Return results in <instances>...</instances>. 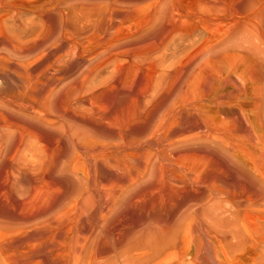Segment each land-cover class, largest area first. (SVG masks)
Listing matches in <instances>:
<instances>
[{
	"label": "rangeland",
	"instance_id": "374dc122",
	"mask_svg": "<svg viewBox=\"0 0 264 264\" xmlns=\"http://www.w3.org/2000/svg\"><path fill=\"white\" fill-rule=\"evenodd\" d=\"M76 6L78 11L81 9V11L94 14L89 18L90 22L86 21L85 23V20H82L84 22L77 23L74 21L77 23L76 25L80 23L78 27H75L78 30L71 29L74 26L69 18V12L77 11ZM70 7L73 8L72 11ZM263 14L264 0H60V2L59 0H0V54L9 53L13 59L15 58L13 66H6L5 70L0 67V120L2 121L0 123V195L4 193L0 197V222L9 220L15 214V210L18 208L15 200L25 196L29 197L34 191H42L44 206L47 207V205H65L66 202L74 199L76 193L79 194L83 187L86 188L89 181L87 173L83 170H74L75 159L77 156L79 157L77 153L79 147L82 146L81 143L84 142V145L90 142L93 145L98 144L96 146L105 151L107 147H110L107 153L112 158L126 159H128L130 150L142 147L147 143L149 138L146 136H152V128H154L152 124H155L161 113L163 114L171 103L190 64L191 51L188 54L182 53L184 51L182 48L185 47L184 45L181 47L180 44L182 36L189 34L199 39L201 37L205 39L209 34L211 36L212 34L228 33V31L234 34L237 29L239 31L236 34L247 32V30L255 33L257 28L260 33H256L259 35L264 33V22L263 24L261 22L264 21ZM242 23L244 26L246 25L243 27L244 29H240L243 26ZM255 24L257 27L254 28ZM247 25L249 28L252 27V30L248 29ZM81 28L84 29L80 31ZM183 30L185 33L182 32ZM191 32L192 34H190ZM168 35L169 37H167ZM262 37L264 38V36ZM153 48L155 49L153 50ZM111 49L112 54H110ZM16 50H18L17 54ZM169 52H171L170 55ZM179 55L183 57L179 59ZM163 59L164 62L166 60L165 64ZM172 62L177 65L182 63L183 66H181L182 64L177 66L175 63L172 65ZM185 64H187L186 69L180 71L185 68ZM19 65L20 68L32 71L28 72L34 76L30 82H35L33 85H37L36 88L30 86L32 85L30 82L25 83L24 77L26 75L28 77V74H25L27 71L23 73V69H20ZM14 66L15 68H13ZM7 67H11L13 70ZM33 70H37L35 72L38 73H33ZM21 71L25 76L21 75ZM40 71L41 75H38ZM148 87L150 88L148 89ZM263 89L264 85L261 90L263 91ZM262 91H260L261 111L264 109V91ZM167 93L171 94L167 96ZM16 94L21 97L15 96ZM262 97L263 99H261ZM263 114L264 110L262 112L264 119ZM44 116L46 119L43 118ZM5 121L8 122V125ZM147 128L148 130H146ZM117 141H123L122 145L121 143L119 145ZM110 142L113 143L109 145ZM194 144L195 146H193ZM194 144L184 148L183 153L188 156L187 161H190L189 163L195 167L192 172L182 171L183 167L181 169L176 163L178 159L176 152L175 159L173 158L171 163L174 165L172 170L161 172L160 168L151 169L155 171L151 172L150 170L149 176L146 175L140 179L141 182L138 185L123 192L121 198L119 197L115 201L109 216H106L98 225L95 222V216L101 214V198L98 196V191V193L94 191L95 195L92 192L93 199L89 200L86 207L83 208L87 218L91 217L89 220L92 219L91 222L96 225L98 232L93 235L94 237L92 236L94 239L91 237L92 240L90 239L91 241L88 242V247L86 246L90 252H88L89 256L98 254L99 256L96 257L104 258L106 256L117 260L119 255L132 247L136 236L140 241L141 249L149 250L154 245L148 241V238H152L154 233L159 234L161 228H169L179 222V214L181 215L180 212L185 208V205L201 202L208 196L211 186L219 187L218 190H222L221 194L225 198L231 196L232 199L241 200L251 197L252 201L256 203V207H252V210H249L250 213L254 212L256 215L264 216V185L254 179L248 170L237 166L238 164L230 159L223 148L212 143L197 142ZM120 151L122 153H119ZM54 158L57 159L54 160ZM181 158L182 156L178 160L180 164ZM80 160L83 161V159ZM107 160H109L107 156H104L102 161H97L98 165L95 170L90 171L92 174L89 175L92 178L91 184H95L96 188L109 187L111 180L128 174L127 168H119L120 166H115L113 160H109V163ZM182 165L184 166V164ZM156 167L158 168V165ZM154 172L158 176L157 179ZM152 173L153 175H151ZM47 174L48 176H45ZM167 174L171 181H168ZM189 175L192 179L195 178L193 182H185L186 178V180L190 179ZM171 182L175 184L173 185ZM194 182H197V185L190 184ZM179 184L182 186L176 187ZM8 192L13 193L10 194L12 197L6 196ZM27 192L30 194L28 195ZM204 194L207 196L204 197ZM31 227V231H36L41 230L42 226L37 224ZM246 252L249 254H241L243 259L241 255V257L239 256L240 264L251 263L254 250L249 249L244 253ZM102 255L104 256L102 257ZM246 256L251 257L248 259Z\"/></svg>",
	"mask_w": 264,
	"mask_h": 264
},
{
	"label": "bare ground",
	"instance_id": "6f19581e",
	"mask_svg": "<svg viewBox=\"0 0 264 264\" xmlns=\"http://www.w3.org/2000/svg\"><path fill=\"white\" fill-rule=\"evenodd\" d=\"M59 2H60V0H59ZM71 6L73 7V5H71ZM72 7H70L71 11L73 9ZM75 9L77 11H75ZM75 9H74L75 12H72V13L69 12V18H70V20H72L71 22H72V25L74 26V27H71V29L78 27L80 25V23L78 25H76V24L82 20H85V23H86V21L90 22L88 20L92 15V12L87 13V12L81 11V9H80V11H78L77 6L75 7ZM89 13H91V14L89 15ZM259 14H260V12H259ZM3 17H5V16H3ZM101 17H102V15H101ZM174 18H176V16H174ZM66 19H68V18H66ZM247 19H248V17H247ZM185 20H187V19H185ZM74 21H76L77 23ZM82 22H84V21H82ZM181 22H182V20H181ZM250 22H252V21H250ZM261 22L263 24L264 21H261ZM97 23H99V22H97ZM184 23H186V22H184ZM181 25H183V24H181ZM242 25H243V23H242ZM242 25H239V26L241 27ZM248 25L251 26L250 24H248ZM248 25H247V27H248ZM263 25H261V26L263 27ZM179 27H181V26H179ZM185 27H186V25H185ZM243 27H246V25L245 26L243 25L242 28H240V29H244ZM255 27H257L256 24H255L254 28ZM84 28H81L80 31L83 30ZM230 28H232V27H230ZM250 28L252 30V27H250ZM250 28L248 27V29H250ZM259 28H260V26H259ZM257 29H256L255 33L252 31H248L246 29L247 32H244V33L241 32V34H239V33L236 34L239 31V29H237L236 30L237 32L234 34L229 33V31H228V33L212 34L211 36H209L210 35L209 34L208 37H206L205 39L203 37H201L203 39H201V38L199 39V38H197L193 35H189V34L182 36L181 37L182 41H180V44H181V47L183 45L185 46L184 48H182V49H184V51L182 53L188 54L191 51V58L189 59L190 64L188 63L189 66L187 67V69H186L187 64H185V68L180 69V71L183 69H186L184 79H183L181 85L178 87L173 99L171 98L172 101L169 104V106L165 109L164 112L162 111L163 114L161 113V115L155 121V124H152V125H154V128H152L153 129L152 136L147 137L145 135L146 138H149L147 140V143L146 144L144 143L145 145L142 147L130 150L129 153L127 152L128 156L127 155L126 156L128 157V159L121 158V157L120 158H117V157L112 158L111 155L107 153V151L110 147L109 148L107 147V150L105 151L104 149L96 146L98 144L93 145V143L91 144V142L88 144L86 143L85 145L83 142V143H81L82 144L81 147H79V145H78V147L80 148L78 153H77L79 155V157L77 156L75 159L74 164L76 166H75L74 170H77V171L83 170L87 173V175H88L87 178L89 181L87 180L88 183H87L86 188H84L81 185V188L82 187L83 188L81 189V191H79V194L76 193L77 195L74 197V199L72 198L71 200L66 202L65 205H61V204H58L57 206L56 205H54V206L47 205V207H45L44 206L45 201H44V198L41 196V194H42L41 190L34 191L31 195H29L30 192L29 193L27 192L29 197H26V196L23 197L22 196L23 198H21V199L19 198V200H15V203L18 206V208L15 210V214L12 217H10L9 220H5V221L0 222V264H240L239 260L241 261V258L243 259V256L241 254L242 253H243V255L247 254L249 251L246 253H244V252L249 250V249L254 250L253 258H251L252 259L251 263H247V262H249V260H247L245 258L247 260L246 263L247 264H264V216H261V215L259 216V214L256 215V214H254L253 211H252L253 214L250 213L251 211H249V210H252V207H256V203L254 201H252L251 197H247L245 199L243 198L241 200L232 199L231 196H230V198H228V197L225 198L221 194L222 190H218L219 187L218 188H214V186L209 187L210 189H209L208 196L206 195L207 196L206 197L204 194V197H206V198L204 199L202 197L204 200L202 199V201L200 200L201 202H194L193 204L185 205V208L181 210L182 212H180L181 215L179 214V217H178L179 222H177L174 225L169 226V228H167V227L161 228L159 230V231H161L159 234H155V233L152 234V238L149 237L148 241L153 243L154 247H151L149 250L144 248L147 251L144 249H141L140 241H139L138 237L136 236L132 247L127 252L124 251L121 255H119L117 257V260H115L111 257L110 258L106 257V256L104 258L96 257L98 254H96L95 256H92L93 254L91 256H89L90 255V254H88L89 250H87L86 246L88 247V245H87L88 242H90L92 240L91 237L97 232V227L94 223L91 222L92 219H91V221L89 220L91 217H89V219L87 218V214L84 211L85 209H83L84 207H86L87 202L89 200L93 199L92 197L95 195L94 191H96V193L99 192L98 196H100V198H101V200H100L101 201V203H100L101 204V210H100L101 214L100 215L98 214L95 216V218H96L95 222L98 225L101 221H103L106 218V216H109V214L112 212L115 201H117V199L123 194V192L128 188L130 189L131 187L138 185V183L141 182L140 179H143L146 175H148L151 169L156 168V170H157L160 168L161 172H166L168 170L169 171L172 170L174 168V165H172L171 163L173 161V158H174L176 152H177V158H178L176 163H178V166L181 169L183 167V169H184V170H182L183 172L185 170L192 172L195 169V167H193L189 163L190 161H187L188 156L184 155L183 153L185 151L184 148H186L188 145L190 146V144L193 145L194 143H197V142L212 143V144H216L217 147L219 146V148L220 147L223 148L224 152L230 157V159H232L234 163L238 164L237 166L243 168V170L244 169L248 170L254 179L259 181L261 183V185H264V119L262 117V112L264 109L262 111L260 109L261 103H262V102L260 103V91H262L261 89L264 85V38L262 37L264 35H261V34H264V33L262 32L261 34L258 35L256 33V32H258ZM76 30H78V29H76ZM184 30L182 32L185 33ZM169 32H171V31H169ZM173 32H175V31L173 30ZM187 33H189V32H187ZM207 33H209V32H207ZM258 33H260V32H258ZM190 34H192V32ZM200 36H201V34H200ZM167 37H169V35ZM69 39H71V38H69ZM85 42H87V41H85ZM195 42H198V43H195ZM165 43H166V41H165ZM161 46H163V45H161ZM15 48H17V47H15ZM154 49L155 48H153V50ZM17 51L18 50L15 51L16 54H17ZM9 52L11 53L13 51H9ZM15 52H14V54H15ZM19 53H21L20 50H19ZM39 53H40V51H39ZM112 53L113 52L111 49L110 54H112ZM170 53L171 52H169V55H170ZM78 54H79V52H78ZM119 54H120V52H119ZM184 54H182V55H184ZM48 55H50V54H48ZM174 55H176V54H174ZM31 57L32 56L30 55V59H31ZM166 57H167V55H166ZM179 57H180V55H179ZM182 57H180L179 59H181ZM184 57H185V55H184ZM189 57H190V55H189ZM48 58H50V57H48ZM164 58H165V56H164ZM175 58H176V56H175ZM14 59L10 56L9 53L8 54L7 53L6 54H0V67H2L3 69L4 68L6 69V66L12 65V63L14 62ZM20 60H21V58H20ZM23 60H24V58H23ZM177 61H178V59H177ZM177 61H175V62H177ZM163 62H164V59H163ZM165 62H166V60H165ZM165 62H164V64H165ZM175 62H172V65H174ZM181 64L182 63H180L178 65H181ZM22 65H21V67H22ZM41 65H43V64H41ZM15 66L13 68H15ZM181 66H183V64ZM23 67H24V65H23ZM23 67L20 68V65H19V68L23 69V73H24L27 70ZM7 68H9V67H7ZM9 69H8V71H10L12 68L10 70ZM35 69H37V68H35ZM123 70H124V68H123ZM33 71H34L33 73H35V74L38 73V72L37 73L35 72L37 70H33ZM41 71L39 72L38 75H41L40 74ZM28 72L31 73L32 71H27V73H25V74H28V77H26L27 75L26 76L23 75L22 71L20 72V73H22L21 75L25 76L24 78L27 81L26 82L25 80H23V81H25V83H29L30 81H32L34 79L33 74L31 75ZM42 72H44V71H42ZM181 74H182V72H181ZM42 75H43V73H42ZM85 76L87 77L86 74H85ZM20 77H22V76H20ZM43 77H44V75H43ZM58 80H60V79H58ZM35 81H36V79H35ZM30 83H32V82H30ZM34 83H32V85H30V86H33V88L35 86V85H33ZM106 85H107V83H106ZM36 86H35V88H36ZM173 86L177 87L175 85H173ZM149 88L150 87H148V89ZM20 89H21V87H20ZM145 90H147V89H145ZM263 91H264V89H263ZM46 93H47V91H46ZM170 94H168L167 96H169ZM23 95H25V94H23ZM29 95H30V93H29ZM159 95H161V94L159 93ZM15 96H18V95L16 94ZM147 97H148V95H147ZM171 97H172V95H171ZM91 98H93V97H91ZM161 98H162V96H161ZM68 99H70V98H68ZM261 99H263V97ZM14 101H16V100H14ZM263 103H264V101H263ZM141 108H142V106H141ZM147 108H148V106H147ZM119 109H120V107H119ZM3 110H4V108H3ZM44 110H46V109H44ZM112 110H111V112H112ZM107 111H109V110L107 109ZM138 113H140V112H138ZM30 115H32V114H30ZM96 115H98V114H96ZM107 115H108V113H107ZM43 118H45V116ZM151 118H153V117H151ZM104 119H105V117H104ZM141 119H143V118H141ZM0 123H2V121ZM5 123H6V121H5ZM7 123H6V125H8ZM9 126H11V125H9ZM146 130H148V128ZM131 134H132V132H131ZM117 135H119V134H117ZM148 135H150V134L148 133ZM87 137H89V136H87ZM100 137H101V135H100ZM119 137L121 139V136H119ZM123 137L125 138L124 135H123ZM91 141H92V138H91ZM126 142H128V141H126ZM20 143H21V141H20ZM96 143H99V142H96ZM112 143L110 142L109 145ZM120 143L122 145L123 141L118 142L119 145H120ZM124 144H125V142H124ZM101 145H103V144H101ZM119 145H116V146H119ZM127 146H128V143H127ZM193 146H195V144ZM206 147H208V146H206ZM191 148L193 149L192 146H191ZM201 148H204V147H201ZM123 149H125V148H123ZM8 150H10V149H8ZM189 151H190V148H189ZM10 152H12V151H10ZM117 153H118V151H117ZM119 153H122V152L120 151ZM111 154H114V153H111ZM123 154H124V152H123ZM49 156H50V154H49ZM104 156H107V159H109V160H113V163H115V166L117 165L118 167L120 166L119 168H122V167L127 168L128 170L127 169L126 170L128 171V174L126 176L122 175V176L118 177L117 179L111 180V186H109V187L104 186V187L96 188L95 184L94 185L91 184L92 178L89 177V175H92V174H90V171L95 170L96 166L98 165L97 161L98 160L102 161ZM120 156H122V155L120 154ZM181 156H182V158H181V161H180L181 164H180L178 162V160L180 159ZM59 157H60V155H59ZM59 157H57V158H59ZM118 157H119V155H118ZM57 158H54V160ZM80 159H83V161L85 163ZM109 160H107L108 163H109ZM104 161L105 160H103V162ZM99 163H101V162H99ZM111 164H112V162H111ZM182 164H184V166ZM105 165H107V164H105ZM155 165L156 166L158 165V168ZM118 167H116V168H118ZM44 170H43V172H44ZM121 170H124V169H121ZM152 171H155V170H151V172ZM200 173H202L201 170H200ZM151 175H153V173ZM154 175L156 176L157 174H155V172H154ZM45 176H48V174ZM168 176H169V174H167V177ZM172 176H173V174H172ZM189 176H190V179L188 178L189 180H186L187 179L186 178L185 182L186 181H190V182L194 181L193 179H195V178L192 176L193 177V179H192L191 175H189ZM84 178H86V177L84 176ZM155 178L157 179L158 176H156ZM155 178H153V179H155ZM170 178H171V175H170ZM169 180L171 181V179H169V177H168V181ZM176 180H178V179H176ZM81 181H82V178H81ZM154 181H157V180H154ZM179 181L181 182V180H179ZM182 181H183V179H182ZM36 182H37V185H39L38 181H36ZM160 182H161V180H160ZM197 182H198V180H197ZM155 183L156 182H154V184ZM171 183L173 184V182H171ZM196 183L194 182V183H190V184H196ZM215 183H216V181H215ZM221 183H223V182H221ZM83 184H84V182H83ZM98 184H99V182H98ZM188 184L189 183H187V185ZM190 184H189V186H190ZM167 185H168V183H167ZM224 185H225V183H224ZM6 186H7V184H6ZM180 186H182V185L179 184V186H176V187H180ZM218 186H219V184H218ZM12 188H13V186H12ZM183 188H186V187L183 186ZM197 188H198V186H197ZM220 188H222V187H220ZM189 190H190V188H189ZM231 191H232V189H231ZM92 192L94 193V195L91 197ZM207 192H208V190H207ZM11 193L8 192V194H6V196L12 197V195H10ZM223 193L226 194V192H223ZM3 194H1V195L3 196ZM1 195H0V197H1ZM49 198H51V197H49ZM4 200H5V198H4ZM260 204H261V202H260ZM257 207H258V205H257ZM260 209H261V205H260ZM263 213H264V211H263ZM95 218H93V219H95ZM37 224H40L42 226L41 230H36V231L32 230L33 231L32 232L30 230V228H32L31 226L37 225ZM103 256L104 255H102V257ZM250 257H247V258L249 259ZM113 260H115V261H113ZM242 262H243V260H242Z\"/></svg>",
	"mask_w": 264,
	"mask_h": 264
}]
</instances>
